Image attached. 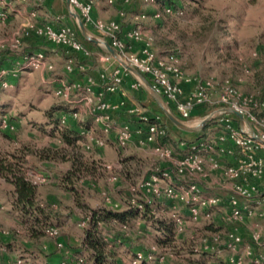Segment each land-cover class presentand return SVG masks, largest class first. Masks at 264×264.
Instances as JSON below:
<instances>
[{
	"label": "rangeland",
	"instance_id": "1",
	"mask_svg": "<svg viewBox=\"0 0 264 264\" xmlns=\"http://www.w3.org/2000/svg\"><path fill=\"white\" fill-rule=\"evenodd\" d=\"M46 1L36 0L33 4L38 5ZM65 1L63 0V7ZM100 1L107 2V5L112 8L115 6V4H108L107 0H97L95 7ZM176 2L179 9L176 13L164 15L161 20H154L152 17L136 18L138 16L136 14L162 12L161 3L132 0V5L138 6L137 13L129 12L125 20L128 24L142 29L145 25L151 26L153 32L148 33L146 39L153 40V49L159 57L175 54L185 77L192 83L195 82L196 85L199 82L213 83L216 87L213 90L216 101L229 83L244 97L253 99L248 109L264 118L261 99L264 88V0H176ZM115 10L118 13L117 9ZM98 20L108 22L104 18H98ZM30 22L35 23V20L30 17L18 26L12 20V15L7 22L0 20V61H3L0 62L2 65L0 74L4 72L0 80V156L7 160H13L12 155L26 156V175L39 174L46 178V183L37 186L39 202L43 203L40 196L46 198L55 193L60 194L53 184L57 183L56 174L62 173L68 166L59 162L48 164L38 155L44 150L61 147L57 137L49 136L40 129L49 121L47 114L53 107L57 110L65 106V101L57 97L55 92L57 81L66 80L64 79L67 77L64 71L66 65L65 62L52 61L51 55L61 54L66 56L67 61V58H73L71 57L73 53L66 52L63 48L35 36L27 28ZM43 25H51L55 28L52 23ZM38 44L42 49L49 50L46 52L45 62H50L52 69L18 71L16 64L20 56L28 53L25 51L26 48H37ZM3 80L8 83H4L6 87L2 85ZM204 109L214 111L221 109V106L216 103L213 107ZM161 113L163 118H167L163 109ZM213 126L214 128L200 139L213 137L216 135L215 132L224 129L221 122H213L211 127ZM185 138L190 140L188 141L190 143H193L192 140H199L194 135ZM116 146L115 149H99L94 146L91 151H84L90 160L96 161L103 168L100 178L96 181L97 185L91 190H86V196H84L86 204L92 208L112 210L111 204H114L116 208L119 207L120 210L123 207L128 208L132 200L144 199L143 197L148 193L141 188L142 179L146 177L149 179L159 170H169L171 167L169 163L160 161L147 152V154L144 153V160H147L149 165L139 170L132 179H123L120 175L121 167L116 163V158H120L121 155L126 156L130 148L123 150L117 144ZM106 166H112V170H106L104 168ZM184 177L192 178L187 175ZM136 185L143 190L142 193L134 190L133 187ZM160 185H165V182L162 181ZM261 188L264 191V181ZM10 190L9 183L0 175L1 264H54L51 257L58 255L59 252L64 255L68 251L60 240L61 236L66 237L63 234L64 230L59 227V237L56 239L49 237L39 242L32 241L26 226L16 224L13 220L14 216L10 217L9 209H12ZM107 196L110 202L106 200ZM154 203V206L149 209L151 216L147 220L149 224H137L139 221L143 222V219H135L125 234L126 239L131 240L129 244L131 248L127 249L124 246L118 251L119 257L125 264H134L131 258L138 249L148 250L154 245L157 246L158 254L162 252L163 255L160 256L164 259L162 262L152 261L150 264H229L228 259L232 253L227 250L217 256H206L204 251L197 253L202 240L216 234L225 240L228 233L234 232L244 237L245 245L250 243L253 224H236L238 221L226 220L223 221L224 224H213L210 222L213 220V214L208 221L206 219L194 221L188 217L187 205L178 199L163 197L156 199ZM69 204V201L64 200L62 206L59 207L58 204V210L69 212L72 206ZM177 217H181L184 221L182 231L175 229L174 220ZM81 219L79 221L81 224H68L70 227L65 229L70 232L71 244H68L70 249H79L81 246L84 229L87 227H83L82 223L88 220L83 214ZM244 219L247 218L244 217ZM88 223L89 221L86 225ZM160 227L173 228L175 239L172 243L163 246L156 243L157 238H165L157 231ZM110 228L112 231H106V235L122 233L119 225ZM244 249L245 246H242L238 256L245 259ZM59 262L57 263L61 264V260ZM246 264H249L248 259Z\"/></svg>",
	"mask_w": 264,
	"mask_h": 264
},
{
	"label": "built area",
	"instance_id": "2",
	"mask_svg": "<svg viewBox=\"0 0 264 264\" xmlns=\"http://www.w3.org/2000/svg\"><path fill=\"white\" fill-rule=\"evenodd\" d=\"M16 1L25 3L27 0H0V20L3 22L8 21ZM68 1L71 15L77 17L82 25L92 26L107 41L108 45L120 54L122 62L118 63L111 76L107 78L105 74L102 75L103 79H107L111 83L108 87L110 92L117 90L123 84L124 79L130 76L133 73L132 70H134L148 81L153 92L167 104L170 111L175 112L182 120H189L197 108H211L219 103L221 111H230L237 114V116H242L250 123L251 129L245 130L233 126L229 119H222L226 134L220 135L219 141L224 143L230 140L239 149L241 155L236 165L228 166L222 170L223 178L231 183V194L228 198L230 212L226 215L225 220L237 222L243 220L244 217L254 216L264 219V191L261 190L264 181V158L258 155L259 152L264 151V118L257 116L248 109L253 99L244 97L229 83L226 84L217 101L213 92L216 87L211 82H199L192 91L185 92L183 85L190 84L192 81L185 77L177 56L168 54L166 57L160 58L153 49V40L144 39L141 27H135L131 31L125 32L120 20L103 22L95 19L93 12L97 0ZM107 1L108 4L114 5L118 0ZM146 1L149 3L154 2V0ZM125 2L128 3L129 0H125ZM168 13L171 12L168 11ZM30 17L32 19L36 18L37 12L31 11ZM160 17L161 15L158 13L155 15L156 19ZM141 18H145V16H141ZM27 28L35 36L45 39L49 44L63 48L66 52L86 53L84 46L77 38L76 32L68 26L55 29L51 25H38L30 22L27 24ZM141 41L144 44L139 53H132V42ZM46 57L47 54L43 51L23 53L16 64L17 70L22 72L52 69L51 63L45 62ZM109 59L107 57V60ZM73 60L74 58L68 59L66 63L65 71L67 73L74 72L75 62ZM3 73L0 74V80L4 76ZM4 83L7 82L3 80L2 85L6 87ZM57 84L55 95L62 98L65 103L85 102L93 106V100L87 97L94 93L96 80L93 77H89L85 85L64 81ZM142 85H144V81L141 79L133 87L139 88ZM79 92L83 93L84 96H81ZM76 93L77 97H74ZM262 106H264V100ZM118 108L119 106H112L102 98L99 99L97 105L91 107L95 123L104 126L105 133L111 131L109 111ZM130 113L134 114L142 124L137 128H133L130 124L123 125L117 133L118 147L126 150L133 142H136L141 148H150L160 161H165L171 165L169 170H159L149 179H142L141 188L148 193L143 197L144 199L132 200L131 204L142 210L144 205L153 206L156 199L163 197L178 199L187 205L189 217L192 220H209L213 212L220 207L221 199L218 196L205 194L198 183H190L186 186L177 184V179L186 175L206 176L205 160L199 153L202 144L191 147L188 154L178 156L173 148L164 143L167 131L162 118L157 116L154 118V122H150L151 118L137 107L131 109ZM71 117L82 124L80 126L82 146L86 151H91L94 146L102 148L106 145L105 140L99 137L95 130L83 125L85 118L82 115L73 112ZM67 123L68 117L64 116L62 124ZM207 146L211 147V142ZM221 152L234 155L233 149L225 148L221 149ZM211 161L213 170L220 168L218 161L215 159H211ZM104 168L109 171L112 170V166ZM26 176L36 186L46 183V178L42 175L27 174ZM162 181L165 182L163 186L160 185ZM137 186L133 187L134 190L142 193L143 190L137 188ZM106 200L110 202L109 197ZM242 200L256 203V209L249 207L244 209L241 206ZM88 221L89 219L85 220L82 226L86 227ZM174 223L178 231L183 230L184 221L181 217H177ZM252 228L250 243L247 245H245L244 237L238 233L230 232L225 240L217 234L204 238L196 252L204 251V253L211 256H217L227 250L232 253V256L228 259L229 264H246V259H248L249 264H264V224H253ZM47 235L56 239L59 237V229L51 228L47 231ZM242 246H245V259L238 256ZM138 258L142 259L143 254L138 253ZM150 259L152 258L150 257ZM163 259L164 257L160 258V261H163ZM133 263L137 264L138 262L134 261Z\"/></svg>",
	"mask_w": 264,
	"mask_h": 264
},
{
	"label": "crops",
	"instance_id": "3",
	"mask_svg": "<svg viewBox=\"0 0 264 264\" xmlns=\"http://www.w3.org/2000/svg\"><path fill=\"white\" fill-rule=\"evenodd\" d=\"M141 1V0H140ZM36 0H27L25 3L16 1L14 4V8L12 12L10 13V16L12 15V20L17 23L16 25L20 26L25 21L30 19V11H36L37 17L34 18L35 23L38 25L43 24H49L52 23L55 28H62V27H71L75 30L77 33L78 40L82 43V45L85 48L86 53H73L71 57L74 58L73 62H75L74 65V72L73 73H67V77L64 79L66 80H59L57 82H69V83H80L82 85H85L87 82V79L89 77H93L96 80V86L94 87V93L90 97L93 100V106L97 105L99 103V99L102 98L104 101L110 103L112 106H119L116 110L109 111V114L111 116V131L109 133H105L104 126L101 124H96L94 120V116L91 112V107L85 102L82 103H65V107L68 110H72L74 112H78L80 115L85 118V121L83 122V125L95 130L96 134L100 136L101 138H105L106 145L102 148H111L115 149L117 148V133L118 130L125 124L132 125L133 128H137L142 124L141 121L138 120V118L131 114V109L137 107L139 108L146 116L149 118H155L159 116L160 118H163L164 116L161 113V110L165 112V116L168 118H163L162 120L166 124V128L168 131L167 135L171 143H166V145L173 148L178 156H184L190 152L191 147L195 145L202 144V147L199 150L200 155L205 160V168H206V176L200 177V176H193L192 178L182 177L177 179V184L186 186L190 183H198L199 186L204 190L205 194L207 195H213L218 196L221 199L220 207L217 208L213 212V220L210 222L213 224H224L223 222L225 220V215L229 214L230 208L228 204V198L231 194V183H229L227 180L223 178L222 170L228 166H233L238 163L239 158L241 157L240 151L238 148H236L233 143L230 140H227L226 142L222 143L219 141V136L226 134V129L224 126V129L222 131L215 132V136L213 137H205L204 139H200L202 136L207 135L206 132L210 131L213 127H211V124L213 122H221L222 119L226 118L231 121L233 126L240 127L245 130L251 129V125L249 122H247L245 119L240 118L236 114L226 111L223 112L221 109L217 110H205L204 108H197L193 114L192 117L189 120H182L179 115H177L175 112L168 108L167 104L158 96L156 95L152 88L148 86L147 84L142 85L139 88H134L133 85L138 81L141 80V78L136 75L134 72L127 76L124 79L123 84L114 92H110L108 90V87L111 85V83L107 79H103L102 75L105 74L107 78L111 76L115 68L118 66L119 62L121 61L120 54L117 50L111 48L107 41L102 38V36L92 27V26H84L81 24V22L78 20L77 17L71 15L69 10V1H65V6L63 7L62 3L63 0H47L46 2L39 3L38 5L33 4ZM142 2V1H141ZM61 3V5H59ZM111 6L107 5V2H97L96 7L94 8L93 17L95 19H101L104 18L106 21H113V20H119V15L116 13V10L118 11V6ZM65 9V10H64ZM138 6L132 5L129 7L128 13H137ZM139 14L137 13L136 18L139 17ZM135 18V19H136ZM141 18V16H140ZM11 19V18H10ZM74 25V26H73ZM136 25L128 24L125 20L124 22V31L129 32L133 28H135ZM151 26H144V39H146L148 33L153 32V29L150 28ZM36 38V37H35ZM28 44H31L28 42ZM144 42H132L131 46V52L132 53H139L143 46ZM39 46V44H38ZM25 51L28 52H36V51H43V52H49V50L42 49L41 46L37 48L28 47ZM66 53V52H65ZM64 53V54H65ZM66 55V54H65ZM66 56H62L61 54L51 55V60L55 62H66L65 59ZM107 57L110 59L107 60ZM2 61V60H1ZM0 61V62H1ZM12 61V59L10 60ZM3 62V61H2ZM7 62V61H5ZM6 64V63H5ZM0 64V68H1ZM58 80V79H57ZM19 80H17L18 82ZM147 81V80H146ZM16 82V83H17ZM148 82V81H147ZM56 85H58L56 83ZM55 86V84H54ZM185 92L192 91L196 84L190 83L183 85ZM80 93V92H79ZM81 96H84L83 93H80ZM74 97H77V93ZM264 107V106H262ZM167 112L174 115L177 119H179L184 125L185 128H180L177 125H175L167 116ZM223 113V114H222ZM68 117V124L69 126H73L74 128H79L80 130V123L75 121L71 115H67ZM214 120V121H212ZM212 121V122H211ZM48 131L51 130V127H45ZM205 132V133H204ZM189 135H194L197 140H192L193 143H190L185 137ZM166 141V138L165 140ZM211 142V147L207 146ZM204 144V146H203ZM129 151L127 152L126 156H132L135 155L138 158L143 160V165L147 166L149 165L147 160H144V153L147 154V152L153 156H155L152 153V150L149 148H141L139 147L136 142H133L129 146ZM233 149L234 155H229L227 153L221 152V149ZM148 149V151L146 150ZM259 156L264 158V151H261L258 153ZM125 156V155H124ZM211 159H215L219 162L220 168L217 170L212 169V161ZM120 158H116V163L119 164V167H121V176L122 178L126 179L125 173L123 171V165L120 162ZM48 164H52L49 162H46ZM65 165V164H64ZM67 165V164H66ZM105 170V169H104ZM208 171V172H207ZM210 172V173H209ZM209 173V174H208ZM190 176V175H187ZM5 180V179H4ZM9 186L11 188V206L12 209H9L11 216H14L13 220L16 224H22L21 222V216L20 214L14 210L12 205L13 200V186L9 183ZM182 187V186H181ZM53 195L46 196H40V198L43 200V203H46L49 201V199H52ZM123 200L124 198L121 197ZM253 204V206H252ZM71 206V203L69 204ZM111 209L113 210H120L119 207L116 208L114 204ZM241 206L251 209H256V203L254 202H246L242 200ZM73 207V206H71ZM74 208V207H73ZM116 208V209H114ZM121 208V207H120ZM54 209L59 212V217L54 220V223L60 227V229L64 230L63 234L66 235V237L61 236V241L64 243V245L70 248L71 241L70 239V232H67V228L70 226L68 224H78L79 221H81L82 214L75 210V212L70 215L67 211H60L58 210V205H54ZM126 208L123 207L122 210H125ZM8 211V210H7ZM189 213V210H188ZM189 217V214H188ZM247 219H243L241 221H238L236 224H264V219L258 218V217H246ZM208 221V220H207ZM81 224V223H79ZM137 224H146L145 221H139ZM66 229V230H65ZM84 239V234L81 240V243ZM69 244V245H68ZM62 256L61 252L58 253V255L51 257V261L55 262L54 264H58L57 262L60 261V257ZM60 263V262H59Z\"/></svg>",
	"mask_w": 264,
	"mask_h": 264
},
{
	"label": "trees",
	"instance_id": "4",
	"mask_svg": "<svg viewBox=\"0 0 264 264\" xmlns=\"http://www.w3.org/2000/svg\"><path fill=\"white\" fill-rule=\"evenodd\" d=\"M141 1L147 2L146 0ZM155 1L161 3L162 12H142L139 17L145 16L146 19L152 17L154 20H161L164 15L176 13L179 10L176 0ZM115 5L118 6L119 20L124 28L125 17L128 14L129 7L132 6V0H129L128 3L125 0H118ZM168 11L171 13H168ZM157 13L161 15L159 19L155 18ZM261 99L264 100V88ZM54 109L55 107L47 114L48 119H50L40 129L49 136L57 137L61 147L44 150L38 155L41 160L49 163L59 162L68 165L66 170L56 174L57 183L53 184L57 191H60V194L55 193L52 199L44 204L40 203L38 187L32 184L26 176V156L12 155L13 160H7V158L0 156V175L14 188L13 208L20 214L21 222L26 226L30 239L39 242L44 238H49L47 235L49 229H59V226L54 223V220L59 217V212L54 209V205L59 204L60 207L64 204V200L69 201L74 207H70L69 214L72 215L75 210H78L86 219H89V223L84 229V239L79 249H70L65 246L68 251L60 257L61 264H125L118 254L119 249L124 246L127 249L131 248V245H129L131 240H127L125 234L135 219L141 218L146 224H149L147 221L151 217L149 209L155 203L153 206L144 205L142 210L129 203V207H126L123 211L92 208L87 205L86 198H84L86 190H91L97 185L96 181H98L103 171L102 165L90 160L84 154L86 150L82 146L83 140L79 128L69 126L68 123L62 124V118L68 114L72 115L74 111L68 110L65 106L57 110ZM154 121V118L150 119V122ZM46 126L51 127V130L48 131L45 128ZM164 127L166 128L165 123ZM167 135H169L168 131ZM167 135L164 142L172 144ZM120 160L125 177L129 180L145 167L142 163L143 160L135 155H121ZM115 225L121 226L122 233L106 235V231H112L110 227ZM157 231L165 236V238L155 240L159 246L172 243L175 239L172 227H160ZM138 253L143 254L142 259L138 258ZM160 255H163L162 252L158 254L157 246L154 245L148 250L138 249L135 251L131 262L137 261L138 264H150L152 261L162 262L160 261L162 257ZM204 255L210 256L206 253ZM150 257L153 259H150Z\"/></svg>",
	"mask_w": 264,
	"mask_h": 264
},
{
	"label": "water",
	"instance_id": "5",
	"mask_svg": "<svg viewBox=\"0 0 264 264\" xmlns=\"http://www.w3.org/2000/svg\"><path fill=\"white\" fill-rule=\"evenodd\" d=\"M132 72H134L136 75H138L144 82L145 84H147L148 86L151 87V85L146 81V79L138 72L132 70ZM237 115V114H236ZM167 116L169 117V119L178 127L180 128H185V125L179 120L177 119L174 115H172L171 113L167 112ZM239 116V115H238ZM240 118H243L242 116H239Z\"/></svg>",
	"mask_w": 264,
	"mask_h": 264
}]
</instances>
